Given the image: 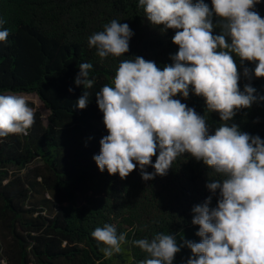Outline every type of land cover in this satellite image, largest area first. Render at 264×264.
<instances>
[{"label":"trees","instance_id":"16d2710c","mask_svg":"<svg viewBox=\"0 0 264 264\" xmlns=\"http://www.w3.org/2000/svg\"><path fill=\"white\" fill-rule=\"evenodd\" d=\"M204 3L212 8L211 0ZM251 10L264 18V0ZM0 18L10 31L0 42V93H35L49 110L46 122L34 114L28 135L0 138V264H139L147 254L133 240L164 233L175 235L178 245L200 242L192 208L210 195L215 207L218 191L213 195L206 184L223 179L202 160L185 153L167 175L144 181L138 165L121 179L118 173L100 172L93 159L109 134L95 94L106 84L114 86L125 59L140 56L161 69L171 64L170 55L178 51L172 42L175 30L153 26L139 0H0ZM113 19L127 23L134 35L127 53L101 59L88 37ZM212 20L219 22L215 15ZM220 32L214 27V35ZM234 59L240 90L250 84L254 95L264 97V77L243 75L244 67L254 70L257 62ZM82 63L92 64L89 78L94 80L83 110L76 101L85 89L75 84ZM174 98L205 117L209 135L223 123L191 90L188 98ZM229 124L264 140V100L238 110ZM106 223L115 225L118 235L126 234L121 252L110 258L91 235ZM191 255L181 247L173 264H186Z\"/></svg>","mask_w":264,"mask_h":264},{"label":"clouds","instance_id":"9594fccd","mask_svg":"<svg viewBox=\"0 0 264 264\" xmlns=\"http://www.w3.org/2000/svg\"><path fill=\"white\" fill-rule=\"evenodd\" d=\"M258 2L211 0L210 9L204 0H139L153 26H162V32L175 30L172 42L178 51L162 69L140 56L121 61L114 86L106 84L95 94L109 133L93 157L100 172L124 179L138 165L142 179L149 181L167 175L173 162L187 153L223 177L206 184L213 195L218 191L216 206L210 207V195L192 208L200 242L178 245L175 235L164 233L133 240L147 254L139 264H173L185 246L192 253L186 264H264V140L229 124L238 110L264 100L250 84L240 90L234 59L257 62L254 70L244 67L245 77H264V18L251 10ZM213 15L219 18L217 24ZM5 23L0 18V42L10 35ZM214 27L221 29L219 35L213 34ZM133 35L127 23L113 19L88 37V45L101 59L120 57L129 51ZM91 68L90 63L80 64L75 78L85 89L76 101L81 110L89 102L86 89L94 84ZM190 90L205 99L207 111L219 113L223 123L214 134H208L204 116L174 98H188ZM33 123L34 111L23 95L0 94V138L26 136ZM149 166L153 172L146 170ZM91 235L104 245L100 251L108 258L121 252L126 236L107 223Z\"/></svg>","mask_w":264,"mask_h":264},{"label":"rangeland","instance_id":"374dc122","mask_svg":"<svg viewBox=\"0 0 264 264\" xmlns=\"http://www.w3.org/2000/svg\"><path fill=\"white\" fill-rule=\"evenodd\" d=\"M11 93V92H7ZM7 93H0V94H7ZM16 94V93H12ZM20 95H23L26 100L29 103V106L32 107L34 114H39L40 118L46 122L48 115H49V110L44 106V104L40 101L39 97L35 93H19ZM83 198L80 196L78 198V204H82Z\"/></svg>","mask_w":264,"mask_h":264}]
</instances>
